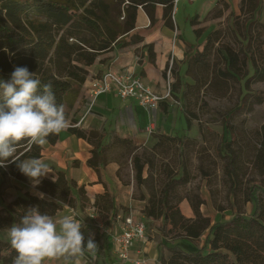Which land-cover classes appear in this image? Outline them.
<instances>
[{
  "label": "trees",
  "instance_id": "1",
  "mask_svg": "<svg viewBox=\"0 0 264 264\" xmlns=\"http://www.w3.org/2000/svg\"><path fill=\"white\" fill-rule=\"evenodd\" d=\"M242 3L243 0L239 6L241 11L243 10ZM249 3L251 10L255 11V4L252 0H249ZM116 4L121 5V12L125 14L122 23L115 20L112 14ZM157 4L163 6L162 17L165 25L173 28L174 0H66L63 2L0 0V80L8 81L15 67L26 66L29 71L35 73L42 85H52L56 102L58 105H63L67 120V106L70 104L67 98L70 94L76 96L78 93V89L88 75L87 67L93 64L98 56L111 51L113 45L121 42V37L135 27L136 12L139 6L143 8L150 23L153 24ZM196 20L197 16L191 17L190 24L195 26ZM193 31L198 37L206 30L201 31L194 28ZM219 39V32L212 31L207 35L202 51H195L192 55L186 53V58L188 56L186 73L191 70L192 65L197 67L207 65L206 58L211 54L214 43ZM186 46L190 51L194 50L193 44L186 42ZM245 59L251 64L254 63L247 55ZM171 71L173 72V69ZM257 73L258 71L254 69V74ZM193 80L196 83L197 80L195 78ZM193 86L179 82L171 84V92H180L183 111L187 114L192 112V101L188 95ZM243 105V101L240 100L224 119L227 120ZM185 118L188 119L189 115H185ZM74 122L75 119L72 118L67 130L92 145L91 157L86 160V164L97 173L98 180L106 186L101 172L108 161L106 150L114 144L131 146L132 138L120 137L116 132H111L108 142L104 144L105 133L103 131H88L71 126ZM159 136L168 142L174 140V137L164 133ZM234 138L235 135L232 134L231 140ZM57 139L58 134H52L47 138V143L54 144ZM178 146H180L179 143ZM41 152L42 146L31 145L25 141L18 146L17 155L21 159L40 158ZM145 164L147 163H141L136 155L132 156L133 177L139 184L145 180L142 179ZM0 176L1 178L10 176L26 184L33 183L19 170L16 163H8L7 167H0ZM117 177L120 179L118 170ZM178 180L169 179L159 199L153 196L147 199V204L142 209L143 216L153 221L158 218L162 219V228L167 225H171L172 228L179 226L192 232L204 231L207 228V232L201 247L191 248L182 243H174L169 247L172 252L170 259L166 262L160 261L159 264H264L263 184H253L248 189V200L253 203V211L250 215L235 213L230 219L216 221L209 225L207 220L205 222L199 203L194 204L188 200L194 218L185 217L177 207L168 205L169 189ZM180 181H184V176ZM73 187L77 189L79 197L84 195L83 186L77 187L73 180L65 177L63 171L57 172L55 182L41 177L36 188L44 193V197L41 198L33 192L25 191L24 196L14 198L5 208H0V230L18 224L20 218L30 207H38L41 213L54 215L64 203L73 206L77 202L76 196L71 191ZM105 189L104 194L95 197L92 206L95 209H98L100 204L105 205L103 206L105 209L111 207L109 217L111 222L116 215V208L108 189ZM139 200L145 201L146 199L141 197ZM16 255L10 241L5 243L0 240V264H13Z\"/></svg>",
  "mask_w": 264,
  "mask_h": 264
},
{
  "label": "rangeland",
  "instance_id": "2",
  "mask_svg": "<svg viewBox=\"0 0 264 264\" xmlns=\"http://www.w3.org/2000/svg\"><path fill=\"white\" fill-rule=\"evenodd\" d=\"M210 1L195 0L191 3L190 0H180L178 4L176 18L180 29L192 39L194 46L192 51L185 47L188 55L202 51L210 32L218 31L220 38L206 58L205 67L192 65L186 73L188 56L185 59V66L180 72L182 82H178L194 85L188 95L192 101L193 116L192 112L187 114L183 111L179 92L174 111L183 115L182 132L171 133L174 137L172 142L151 133L153 141L149 146L114 144L106 150L107 159L119 164L121 183H132L133 197H144L143 205L147 204L149 197L159 199L169 179H179L169 189L168 205L177 207L182 213L179 206L182 201L199 203L209 225L230 219L235 213L250 215L253 203L248 200V189L253 184L264 185V0H252L255 11L251 10L249 0H243L242 11L239 9L241 0H216L211 10L200 21H195V28L206 30L196 37L191 29L190 17L199 13L203 5L206 9ZM121 8L120 4H116L112 13L119 23L125 19ZM189 10L193 13L187 17L185 14ZM245 55L254 63L247 62ZM254 69L257 74H254ZM240 100L244 103L243 107L225 120L224 117ZM232 134L235 135L234 140H231ZM133 155L141 163H147L142 170V179L145 180L140 184L133 177ZM183 176L184 181H180ZM11 179L10 176H0V198L3 202L9 196L8 188H12ZM76 190L73 192L71 188L72 193L77 194ZM32 191H36V186ZM79 200L81 206H88L84 195ZM103 206L100 204L96 209L97 216L109 220V209ZM86 217L89 223L82 224L86 223V228L92 227L97 231L95 222L89 215ZM188 218H194V214ZM144 220L147 227L153 230L151 234L156 235L153 241L163 239L159 254V261L163 262L170 259L172 252L169 247L174 243L198 248L203 245L207 232V228L200 232L179 226L172 228L171 225L162 228L160 218ZM5 233L0 231V240L7 243L9 239ZM88 255L86 252L85 256ZM94 256L88 257L92 263L96 262L92 259Z\"/></svg>",
  "mask_w": 264,
  "mask_h": 264
},
{
  "label": "crops",
  "instance_id": "3",
  "mask_svg": "<svg viewBox=\"0 0 264 264\" xmlns=\"http://www.w3.org/2000/svg\"><path fill=\"white\" fill-rule=\"evenodd\" d=\"M194 1L190 0L191 3ZM215 1L211 0L206 9L204 5L202 6V10L195 15L197 21H200L202 16L211 10ZM179 2L180 0H176L173 6V28L164 23L162 5L157 4L155 6V22L153 24L150 23V19L143 8L139 6L136 12L135 27L121 37V42L114 44L111 51L98 56L95 62L87 67L88 75L78 89V93L76 96H73L75 94L68 96L67 100L70 104L67 106L66 128L58 134V139L54 144L46 143L42 145V155L39 159L47 163L52 170L42 178L54 182L52 177L57 178V172L63 171L65 177L73 180L77 187L83 186L88 206H81L80 197L74 193L77 202L73 206L66 203L62 204L54 216L75 215L82 223L86 222L88 224L86 215L93 207L95 197L104 194L106 192L105 188H107L116 208L114 220L110 222L105 219V224L108 227L115 224L117 216L129 212L135 218L145 219L142 212L144 201L133 197L132 183L122 184L117 177L118 163L115 160H108L101 169L105 186L98 180L97 173L86 164V160L91 157L92 145L86 140L71 134L67 127L72 118L76 122L86 109L88 103L85 94L86 84L106 69L126 70L135 74L156 94L161 96L166 93L169 82L170 87L171 84L179 80L182 82L180 72L185 66L186 42L193 44V41L189 36H185L186 34L180 29V24L176 18L179 13ZM191 13H193L192 10H189L185 15L190 17ZM194 28L191 25L192 31ZM122 43L125 44L122 45ZM170 57L173 59L171 67L173 72L170 70V73H168ZM170 94L171 98L162 99L158 108L150 112L143 109L135 99L123 100L117 97L114 92L101 94L84 117L79 128L88 131H103L105 133L104 144L109 140V133L116 132L120 137H131L136 146H149L153 141L151 133H164L173 136L172 134L176 131L182 132L183 115L174 111L177 103L176 96L179 95V92H171ZM149 124L154 127L151 133L146 131ZM11 182L12 188L7 190L9 196L6 201L3 202L0 198V203H2L0 208H5L14 198L24 196L25 191L33 192L38 196L39 193H43L37 188L35 192L32 191L33 184H26L13 177ZM75 189L73 187V192H75ZM179 206L185 217H190L193 213L186 201H182ZM84 224L81 231L85 238V245L88 238L92 237L99 248L95 253L96 255L92 257L93 261L96 262L92 263L88 258L92 255H88L82 258L83 264H131L119 261L116 258L113 253L112 239L107 232L98 229L96 231L92 227L86 228ZM0 231H5V236L8 237L7 229ZM147 231L148 240L144 244L135 245L131 255L146 258V264H159L160 242H163V239L160 238L159 242H155L153 239L156 235L151 234L153 230L147 227ZM51 264H63V261H54Z\"/></svg>",
  "mask_w": 264,
  "mask_h": 264
},
{
  "label": "clouds",
  "instance_id": "4",
  "mask_svg": "<svg viewBox=\"0 0 264 264\" xmlns=\"http://www.w3.org/2000/svg\"><path fill=\"white\" fill-rule=\"evenodd\" d=\"M0 100V167L16 163L35 187L52 170L39 158L21 159L18 146L25 141L42 146L50 135L65 129L64 107L57 104L52 85H42L26 66L15 67L8 81L0 80ZM82 226L75 215L54 216L28 208L19 223L7 229L17 253L13 264H83L85 253L94 256L99 247L92 237L85 245Z\"/></svg>",
  "mask_w": 264,
  "mask_h": 264
},
{
  "label": "built area",
  "instance_id": "5",
  "mask_svg": "<svg viewBox=\"0 0 264 264\" xmlns=\"http://www.w3.org/2000/svg\"><path fill=\"white\" fill-rule=\"evenodd\" d=\"M172 60V57H170L168 73H170L172 67ZM108 92H114L117 97L123 100L135 99L147 112L157 109L162 99L171 98L170 82L167 85L166 93L161 96L156 94L135 74L126 70L106 69L99 76L90 79L86 84L85 94L88 99L86 109L83 115L71 126L79 127L97 97ZM153 130L152 124L146 127L148 133H151ZM88 215L95 222V227L98 230L109 234L114 246L113 253L119 261L131 264H146V258L131 255L135 245L144 244L148 240L147 225L143 218H135L130 212L125 213L124 215L117 216L115 224L108 227L105 224L106 220L97 216L94 207L89 210Z\"/></svg>",
  "mask_w": 264,
  "mask_h": 264
}]
</instances>
